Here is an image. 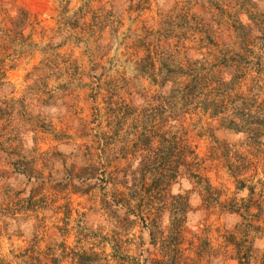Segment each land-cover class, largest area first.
<instances>
[{
  "label": "rangeland",
  "instance_id": "374dc122",
  "mask_svg": "<svg viewBox=\"0 0 264 264\" xmlns=\"http://www.w3.org/2000/svg\"><path fill=\"white\" fill-rule=\"evenodd\" d=\"M20 9L33 20L24 32L11 25ZM252 12L264 13V0H0V74L6 73L11 83L0 90V100L6 102L0 103V167L7 170L0 184V257L12 264H74V252L85 249L107 257L109 264H264V145L218 129V121L200 109L178 120L164 112L155 123L171 126L178 140L195 148L212 189L179 176L170 186L155 189L146 204V198L134 199L135 192L117 179L132 161L131 154L122 157L120 148L125 142L132 145L141 131L137 111L146 103L139 96L158 99V87L147 76L138 77L134 63L160 38L157 32L181 36L174 41L185 43L182 58L214 60L219 50L240 42L229 26L238 19L254 28L252 44L264 47V34L248 19ZM104 18L113 27L101 29ZM256 22L263 25L264 14ZM28 35L36 44L30 50ZM61 42L52 53L42 51L48 43ZM259 54L263 70L255 78L262 79L264 99V50ZM252 87L257 86L248 79L244 90ZM14 137L19 140L12 141ZM21 139V155L45 182L36 208L23 201L33 182L9 164L18 157H9L8 151ZM217 139H226L230 150H223ZM223 154L236 164L241 155L256 160L241 176L253 188V197L248 189H237ZM89 163L111 181L101 180L83 192L79 183L87 175L79 168ZM119 192L133 197L140 216L150 219L140 217L124 230L118 224L124 211L106 207ZM208 196L213 199L205 200ZM241 198L253 204L250 212L229 211Z\"/></svg>",
  "mask_w": 264,
  "mask_h": 264
},
{
  "label": "trees",
  "instance_id": "16d2710c",
  "mask_svg": "<svg viewBox=\"0 0 264 264\" xmlns=\"http://www.w3.org/2000/svg\"><path fill=\"white\" fill-rule=\"evenodd\" d=\"M255 14L253 12L247 14L248 19L255 20L258 30L264 34V24L258 25L256 22V19L264 13ZM104 20V26L101 29L110 25L113 27L112 23H108L105 18ZM32 23L33 20L29 12L24 9H20L17 16L11 19L12 28L17 30L22 27V32L32 26ZM229 26L240 42L235 41L232 46H228L229 49L219 50V54H216L214 60L204 57L200 61L199 58L194 59L192 56L187 55L182 58L181 54L187 48L185 43L179 45V39L174 41L175 37L181 38V36L174 35V31L171 30V33L166 34L158 31L157 35L160 38H156V41L148 44L146 47L147 55L134 61L138 77L142 80L148 77L150 85L157 86L159 89L158 99H155L154 96L148 98V95H140L141 97L138 95L139 98L144 97L146 103L144 108L137 111L142 120L141 131L132 142V145L125 142L120 148L122 157L126 158L128 154H131L132 161L123 168L120 175L118 173V183L124 189L134 191L136 194L134 199L139 202L145 198L146 204L148 201H152V194L155 189L159 190L161 187L170 186L179 176L187 177L189 182L195 180L200 189H212L206 174L205 163L200 157L198 159L195 148L186 139L178 140V133L173 132L171 126L166 129L164 125L155 123V120L164 112L171 113L170 119L178 120L184 117L188 111L200 109L202 113L218 121V129L243 134L248 144L252 142L257 145H264V99L260 95L263 88L260 85L262 79L260 77L255 78V74H260L263 70L261 65L262 55L259 53H263L264 47L252 44L250 36L252 32L254 33V28L247 25L243 20L238 19ZM200 30L205 35L207 34L205 27ZM149 35L154 34L150 33ZM206 37L209 39L208 35ZM172 39L173 41H171ZM63 45L64 42L57 45L48 43L42 51L52 53ZM34 46L36 44L31 41V36L28 35L27 48L30 50ZM44 66L48 68L47 64H44ZM1 68L4 69V67ZM56 73L58 71L51 75ZM3 74H0V90L11 86V83L5 77L6 73L3 72ZM41 77L38 78V81ZM248 79L254 81L257 87L245 91L244 87ZM97 82H100V80ZM41 85L43 86V84ZM36 86L37 83H34L29 89ZM133 88L135 87L133 86ZM132 93L134 92H130V94ZM135 93L139 94V92ZM0 103L6 104L1 100ZM128 110H131V108H128ZM7 117H11V115L8 114ZM1 120H3V115L0 109ZM120 130L118 129L115 134ZM14 140L19 139L14 137L12 141ZM215 143L221 144L224 147L223 150H230L231 146L226 139H217ZM23 144H25V140L21 139L18 145H14L8 151L9 157H18L17 159H11L9 164L14 167L18 174L25 176L27 182H33V186L30 185V189H27V197L23 201L28 200V205L31 206L29 208H36L39 203V200L36 199L40 193L39 186L45 182L41 178V173L34 167V163L26 161L27 157L21 155ZM228 156L223 154L220 158L225 159V166L230 175L237 178L235 180L237 189H248L250 197H253V188L247 185L248 182L241 176L245 174L244 171L247 167L251 166L256 160L246 154L241 155V162L236 164ZM99 170V166L94 163L79 168V171L87 175L79 183L80 190H84L83 192L88 191L97 186L96 184L101 180L103 184H108L111 181L105 176L102 177ZM6 171V169L0 167V184L2 183L1 180L6 178ZM147 180H151L149 185H147ZM103 186L105 187V185ZM212 199L213 197L209 196L205 198V200ZM131 200H133V197L119 192L117 197L112 195L106 201V207L109 211H124V216L118 221V224L125 228L124 230L132 229L136 220L141 217L138 210L139 205L138 207L133 206ZM40 201L42 200L40 199ZM233 202L235 206L230 204L229 211L241 214L250 212L253 205L251 203L245 204V198H241L239 203H236V200ZM256 203L257 209L262 211L261 203L258 201ZM227 206L228 204H224V207ZM23 208L26 210L25 206ZM141 218L144 221L150 219V217ZM156 223L155 221L153 225ZM246 225L250 226L251 224L247 223ZM152 239L154 242L156 241V238L152 237ZM153 244L155 245V243ZM73 259L74 264H109L107 257L100 258L96 252L86 251L85 249L75 251ZM0 264L12 263L0 257ZM50 264H59V262L55 260Z\"/></svg>",
  "mask_w": 264,
  "mask_h": 264
}]
</instances>
